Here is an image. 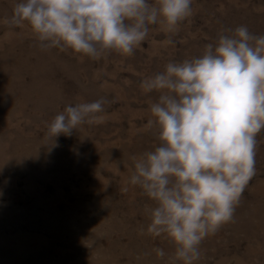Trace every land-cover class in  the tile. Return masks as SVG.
Listing matches in <instances>:
<instances>
[{
    "label": "rangeland",
    "instance_id": "obj_1",
    "mask_svg": "<svg viewBox=\"0 0 264 264\" xmlns=\"http://www.w3.org/2000/svg\"><path fill=\"white\" fill-rule=\"evenodd\" d=\"M16 2L0 0V264H171L174 244L146 232L154 202L128 183L131 158L158 144L147 127L158 94L141 81L200 55L222 29L264 35V0H192L175 32L151 25L131 55L98 58L42 50L27 22L10 23ZM100 98V122L48 135L65 105ZM256 139L254 175L195 264H264V130Z\"/></svg>",
    "mask_w": 264,
    "mask_h": 264
},
{
    "label": "clouds",
    "instance_id": "obj_2",
    "mask_svg": "<svg viewBox=\"0 0 264 264\" xmlns=\"http://www.w3.org/2000/svg\"><path fill=\"white\" fill-rule=\"evenodd\" d=\"M192 0H17L10 23L27 22L42 50L69 49L98 58L131 55L161 25L169 33L192 15ZM157 146L132 157L128 183L155 206L146 232L175 246L171 264H195L206 236L232 220L254 175L256 137L264 130V35L246 26L222 29L200 55L168 62L141 81ZM104 98L65 105L52 119L56 138L84 122H100ZM127 186L121 188L126 192ZM153 251L158 258L165 252Z\"/></svg>",
    "mask_w": 264,
    "mask_h": 264
}]
</instances>
